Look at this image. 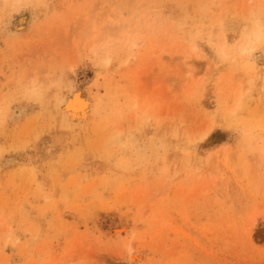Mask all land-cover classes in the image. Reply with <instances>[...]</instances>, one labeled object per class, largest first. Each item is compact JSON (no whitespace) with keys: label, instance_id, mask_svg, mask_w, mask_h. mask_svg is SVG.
<instances>
[{"label":"rangeland","instance_id":"obj_1","mask_svg":"<svg viewBox=\"0 0 264 264\" xmlns=\"http://www.w3.org/2000/svg\"><path fill=\"white\" fill-rule=\"evenodd\" d=\"M0 264H264V0H0Z\"/></svg>","mask_w":264,"mask_h":264},{"label":"bare ground","instance_id":"obj_2","mask_svg":"<svg viewBox=\"0 0 264 264\" xmlns=\"http://www.w3.org/2000/svg\"><path fill=\"white\" fill-rule=\"evenodd\" d=\"M76 102H78V101H76ZM79 103H81L80 100H79ZM81 104H82V103H81ZM78 105H79V104H78ZM82 106H83V105H82ZM79 107H80V105H79Z\"/></svg>","mask_w":264,"mask_h":264}]
</instances>
